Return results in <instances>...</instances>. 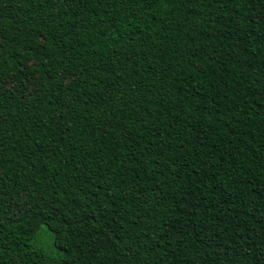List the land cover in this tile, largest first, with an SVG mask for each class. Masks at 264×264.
I'll return each instance as SVG.
<instances>
[{"label":"trees","instance_id":"obj_1","mask_svg":"<svg viewBox=\"0 0 264 264\" xmlns=\"http://www.w3.org/2000/svg\"><path fill=\"white\" fill-rule=\"evenodd\" d=\"M0 264H264V0H0Z\"/></svg>","mask_w":264,"mask_h":264},{"label":"rangeland","instance_id":"obj_2","mask_svg":"<svg viewBox=\"0 0 264 264\" xmlns=\"http://www.w3.org/2000/svg\"><path fill=\"white\" fill-rule=\"evenodd\" d=\"M43 239H44L43 241L45 242V238H43Z\"/></svg>","mask_w":264,"mask_h":264}]
</instances>
